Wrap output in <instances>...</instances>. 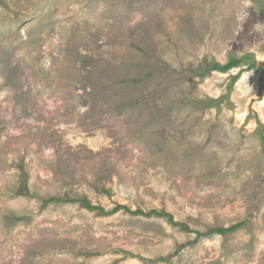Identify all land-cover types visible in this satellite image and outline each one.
Here are the masks:
<instances>
[{"label":"rangeland","instance_id":"rangeland-1","mask_svg":"<svg viewBox=\"0 0 264 264\" xmlns=\"http://www.w3.org/2000/svg\"><path fill=\"white\" fill-rule=\"evenodd\" d=\"M0 264H264V0H0Z\"/></svg>","mask_w":264,"mask_h":264},{"label":"trees","instance_id":"trees-1","mask_svg":"<svg viewBox=\"0 0 264 264\" xmlns=\"http://www.w3.org/2000/svg\"><path fill=\"white\" fill-rule=\"evenodd\" d=\"M242 66H245V68L240 70V73H238V75H236L232 78V82L228 87V90H229L232 88V85L239 79L241 73L248 72V71H251V70L256 68L254 57L252 54H247V55H244L243 57H240V58L231 57L229 59V61L224 65H221L220 63H217V62L207 63V64H205L204 67L198 68L196 70V77L206 78L208 75H210L213 72L225 74L232 69L240 68ZM208 103L209 104L207 105V108H216L218 106L217 100L209 99ZM64 202L75 203L77 201L66 200ZM79 202H81L82 207L87 209L88 211H98L100 214H103V215L115 214V213L120 212L122 210H126L127 212L129 211V209L127 207L119 205V206L115 207L112 211L106 212L102 207L93 205L88 200L84 199V200H81ZM133 214L142 215L145 217L154 216L157 218H166L171 225L178 226V227L182 228L183 231L190 232V229L186 225L174 222L173 217L170 214L165 213V212L151 211L147 214H144L142 211H137L136 213H133ZM239 227H240V225H234V226H230L227 228H218L213 232L218 233L220 235H226V234L233 232L234 230H236Z\"/></svg>","mask_w":264,"mask_h":264}]
</instances>
